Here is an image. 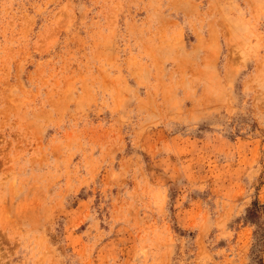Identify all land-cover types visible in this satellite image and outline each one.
Instances as JSON below:
<instances>
[{
  "label": "rangeland",
  "instance_id": "374dc122",
  "mask_svg": "<svg viewBox=\"0 0 264 264\" xmlns=\"http://www.w3.org/2000/svg\"><path fill=\"white\" fill-rule=\"evenodd\" d=\"M0 264H264V0H0Z\"/></svg>",
  "mask_w": 264,
  "mask_h": 264
}]
</instances>
